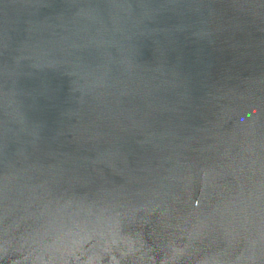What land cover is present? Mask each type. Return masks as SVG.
<instances>
[{
	"label": "water",
	"instance_id": "obj_1",
	"mask_svg": "<svg viewBox=\"0 0 264 264\" xmlns=\"http://www.w3.org/2000/svg\"><path fill=\"white\" fill-rule=\"evenodd\" d=\"M0 264H264V0H0Z\"/></svg>",
	"mask_w": 264,
	"mask_h": 264
}]
</instances>
